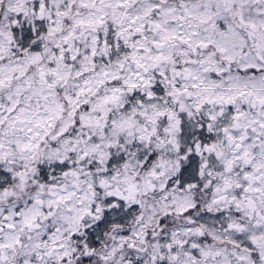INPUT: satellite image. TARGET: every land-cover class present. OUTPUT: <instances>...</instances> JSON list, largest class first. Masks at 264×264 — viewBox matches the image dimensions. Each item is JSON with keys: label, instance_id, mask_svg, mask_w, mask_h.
Masks as SVG:
<instances>
[{"label": "snow or ice", "instance_id": "snow-or-ice-1", "mask_svg": "<svg viewBox=\"0 0 264 264\" xmlns=\"http://www.w3.org/2000/svg\"><path fill=\"white\" fill-rule=\"evenodd\" d=\"M0 264H264V0H0Z\"/></svg>", "mask_w": 264, "mask_h": 264}]
</instances>
